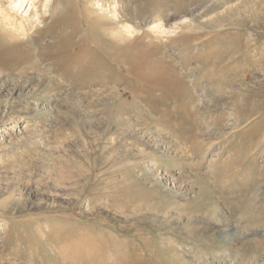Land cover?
I'll list each match as a JSON object with an SVG mask.
<instances>
[{
  "label": "rangeland",
  "instance_id": "rangeland-1",
  "mask_svg": "<svg viewBox=\"0 0 264 264\" xmlns=\"http://www.w3.org/2000/svg\"><path fill=\"white\" fill-rule=\"evenodd\" d=\"M0 2V264H264V0Z\"/></svg>",
  "mask_w": 264,
  "mask_h": 264
},
{
  "label": "bare ground",
  "instance_id": "bare-ground-1",
  "mask_svg": "<svg viewBox=\"0 0 264 264\" xmlns=\"http://www.w3.org/2000/svg\"><path fill=\"white\" fill-rule=\"evenodd\" d=\"M5 1V0H4ZM23 1V0H22ZM52 1H54V0H46V2H45V4H46V6H49V8H50V6H51V3H52ZM121 1V0H120ZM14 3V2H13ZM134 3V2H133ZM10 4V3H9ZM12 4V3H11ZM21 4V3H20ZM20 4H18V5H14L15 7H13L12 5H10V6H12V7H10L8 4V6L7 7H5V5L3 4V2H0V48L1 47H9V44H12V43H14V42H16V41H19V40H21V38L22 39H25V38H28L29 37V31H30V28L28 27L27 28V26H25V20H26V18L24 17V18H21V21L19 22V12H20V10H21V8L23 7V5H20ZM116 16V15H115ZM216 16V15H215ZM118 17V16H117ZM200 17H201V15H200ZM218 17V16H217ZM116 18V17H115ZM194 18V17H193ZM119 19V18H118ZM117 19V20H118ZM28 20V19H27ZM120 20V19H119ZM158 20V19H157ZM186 19H183V20H181L180 22H178V23H174L173 25L174 26H170L168 29H163L164 28V25H162L161 24V21L158 23V24H154V29H156L157 31H155L154 32V35L151 33V31H150V33L153 35L152 36V38L153 39H155V40H157V43H158V41H159V38L161 39V38H163V37H165V36H167L170 32H173V31H170L171 29H174V32H176L177 30L179 31V30H191V29H193V28H200V26H206V24L205 23H203V22H200V20L198 21V20H196V19H192V21L190 22V23H188L187 21H185ZM216 20V19H215ZM232 22V21H231ZM118 23V22H117ZM116 23V24H117ZM217 23V22H216ZM215 23V24H216ZM28 24V23H27ZM119 24V23H118ZM117 24V25H118ZM130 25H132V24H130ZM172 25V24H171ZM210 25V24H209ZM29 26H31V24H29ZM122 26V25H121ZM120 26V27H121ZM33 27V26H32ZM221 28V27H220ZM140 29V28H139ZM125 30V29H124ZM127 31V30H126ZM140 31H137V30H129V35H134V34H137V33H139ZM125 33V32H124ZM141 33V32H140ZM133 37V36H132ZM147 38H148V36H147ZM147 38H145L146 40H147ZM150 38H151V36H150ZM121 39V38H120ZM119 39V40H120ZM154 40V41H155ZM121 43H122V41H121ZM154 43V42H153ZM156 44V43H155ZM141 45V44H140ZM155 46V45H154ZM157 46V45H156ZM5 47V48H6ZM125 48V47H124ZM143 48V47H142ZM151 49V48H150ZM149 50V49H148ZM140 51V50H139ZM158 49H152V51H151V53L152 54H158ZM139 53V52H138ZM150 53V52H149ZM145 54V53H144ZM142 56V55H141ZM140 56V57H141ZM138 57V56H137ZM171 67V66H170ZM172 68L173 67H171V75L170 76H166V77H152V76H148L149 77V79H151V83L153 84L152 86H153V89H156V88H159V87H162L163 88V90L165 89L164 88V86H166V85H168V87L170 88V90H172L173 91V93L174 94H176L177 95V97H178V105H179V107H181L182 105L184 106V109H185V107H188V108H190V106H191V99H189L190 97H189V95H193V93H191V91H190V89L186 86V84L184 83V81H183V78L182 77H180V76H178V75H176V74H174V76H173V72H172ZM11 73V72H10ZM151 73H159V71H151L150 72V74ZM48 75V74H47ZM137 75V74H136ZM2 78V77H1ZM6 78V77H5ZM45 78V77H44ZM11 79V78H10ZM5 80V79H4ZM51 80H53L50 76L49 77H46L45 79H44V81L45 82H47V83H51L52 81ZM13 81V80H12ZM57 83V82H56ZM204 83V82H203ZM210 84V83H209ZM141 85V84H140ZM155 85V86H154ZM194 86V85H193ZM166 90V89H165ZM103 92V91H102ZM203 92V91H202ZM116 93V92H115ZM164 93H166V92H164ZM167 93H168V91H167ZM178 93V94H177ZM191 93V94H190ZM173 94V95H174ZM166 95H169V94H166ZM196 95H197V93H196ZM167 97V96H166ZM189 97V98H188ZM164 99V98H163ZM108 100V99H107ZM193 100H194V98H193ZM192 100V101H193ZM112 102V101H111ZM182 102V103H181ZM110 103V102H109ZM159 104L161 103V104H163L162 102H161V99H160V102H158ZM111 104V103H110ZM160 104V105H161ZM130 105L132 106V107H134L135 108V106H134V101L133 102H131L130 103ZM192 106H194V105H192ZM191 106V107H192ZM195 106H196V104H195ZM194 109V108H193ZM193 109H189L190 111H192ZM195 109H196V107H195ZM194 109V110H195ZM197 110V109H196ZM111 111V110H110ZM134 111H135V109H134ZM142 111H144V110H142ZM145 112V111H144ZM193 112H195V113H197V111H193ZM94 113V112H93ZM119 113V112H118ZM146 114V113H145ZM110 115V114H109ZM192 115V114H191ZM149 116V115H148ZM166 116H167V114H166ZM122 118V117H121ZM126 120V119H125ZM117 122V121H116ZM152 125H154V124H145V128H146V130H152ZM117 126V125H116ZM108 128V127H107ZM149 131H147V132H149ZM108 132V131H107ZM141 137V136H140ZM137 138V137H136ZM82 139V138H81ZM140 139H142V138H139V140ZM116 140V139H115ZM76 141V140H75ZM81 142V141H80ZM92 142V141H91ZM161 142V141H160ZM177 142V141H176ZM179 143V142H178ZM85 146V145H84ZM156 146V145H155ZM81 147V146H80ZM151 147V146H150ZM160 147V146H159ZM153 148V147H152ZM151 148V149H152ZM157 148V147H156ZM95 149V148H94ZM149 149V148H148ZM147 149V150H148ZM108 150V149H107ZM143 150V149H142ZM125 152V151H124ZM148 152V151H147ZM163 153V152H162ZM175 154V153H174ZM82 155V154H81ZM125 155V154H124ZM141 157V156H140ZM170 157V156H169ZM133 158V157H132ZM123 159V158H122ZM89 163V162H88ZM70 169H71V167H70ZM154 169V168H153ZM69 174H71V173H69ZM68 174V175H69ZM196 174V173H195ZM197 177V176H196ZM207 177V176H206ZM155 178V177H154ZM68 179V178H67ZM66 180V179H65ZM236 181H238V180H236ZM242 182V181H241ZM239 183H240V181H239ZM202 186V185H201ZM254 193H252V196H247L246 197V199H244V197H242V200H243V205H242V210H243V213H244V215H242V216H244L245 218H248L249 217V215H250V209L252 208V207H254V208H256V211H257V209H260V208H262L263 207V205H262V203L260 202V201H257V199H256V197L253 195ZM259 195V194H258ZM213 197V196H212ZM258 197H260V195L258 196ZM10 202V201H9ZM251 207V208H250ZM221 211V210H220ZM234 211V210H233ZM258 212V211H257ZM211 214H208L209 216H211V217H214V216H216L217 214H218V212H215V210H213V211H211L210 212ZM222 214V213H221ZM157 215V214H156ZM241 217V216H240ZM206 218V217H205ZM212 220V219H211ZM217 220V219H216ZM226 220V219H225ZM224 220V221H225ZM218 221V220H217ZM221 221V220H220ZM226 225V224H225ZM229 225V224H228ZM224 226V225H223ZM222 226V227H223ZM232 226V225H231ZM230 226V227H231ZM234 227V226H233ZM232 227V228H233ZM235 228V227H234ZM211 229V228H210ZM224 229V228H223ZM228 229H226V231H227ZM230 230V229H229ZM225 233V232H224ZM231 233H233V231H231ZM237 233L239 234V231H237ZM226 234V233H225ZM229 234V233H228ZM234 234V233H233ZM231 234H229V236H230ZM234 237H236V236H234ZM248 259V258H247Z\"/></svg>",
  "mask_w": 264,
  "mask_h": 264
}]
</instances>
